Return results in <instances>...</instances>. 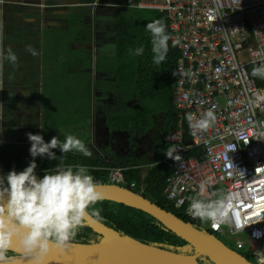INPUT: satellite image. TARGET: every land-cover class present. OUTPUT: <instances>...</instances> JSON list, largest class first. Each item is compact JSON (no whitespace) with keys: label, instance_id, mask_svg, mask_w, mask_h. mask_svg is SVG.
Returning a JSON list of instances; mask_svg holds the SVG:
<instances>
[{"label":"built area","instance_id":"2783aa9c","mask_svg":"<svg viewBox=\"0 0 264 264\" xmlns=\"http://www.w3.org/2000/svg\"><path fill=\"white\" fill-rule=\"evenodd\" d=\"M137 8L167 15L172 43L181 51L173 96L180 121L169 136L179 159L171 158L174 174L164 197L193 217L190 198L214 200L226 190L228 221L210 222L208 229L235 239L238 251L248 247L249 256L264 264V86L249 71L264 63V0H140ZM209 109L215 123L191 128L186 117L195 123ZM195 151L207 158L193 157ZM124 173L109 169L108 184L133 191Z\"/></svg>","mask_w":264,"mask_h":264},{"label":"crops","instance_id":"0c3cea01","mask_svg":"<svg viewBox=\"0 0 264 264\" xmlns=\"http://www.w3.org/2000/svg\"><path fill=\"white\" fill-rule=\"evenodd\" d=\"M139 1L0 0V48L5 56L11 49L17 57L15 63L3 59L0 67V146L31 144L26 135L30 132L42 135L45 142L54 136L64 141L67 135H74L91 152L88 135L94 128V146L100 156L68 153L100 163L112 157L151 159L152 148L159 142L167 118L164 111H158L163 117L156 124L158 117L154 118L160 115L150 112L147 122L161 127L149 150L136 156L138 139L156 128L138 135L136 97L132 92L133 103L124 108L123 98L129 94V88L120 80L125 63L119 59L117 43L118 21L123 15L156 12L139 10ZM29 46L36 55L28 50ZM54 86H60L58 92ZM47 99L53 102L48 110ZM59 101L66 102L67 119L57 126L54 120L64 119L59 116L64 106L55 103ZM87 110L93 114L90 122L82 116ZM128 113L135 117L130 124L125 120ZM125 134L130 146L124 144ZM114 137L122 143L118 151L113 148ZM124 146L129 150H124ZM148 171L146 167L141 173Z\"/></svg>","mask_w":264,"mask_h":264},{"label":"trees","instance_id":"16d2710c","mask_svg":"<svg viewBox=\"0 0 264 264\" xmlns=\"http://www.w3.org/2000/svg\"><path fill=\"white\" fill-rule=\"evenodd\" d=\"M145 13L147 14L136 11L120 18L117 26V43L119 59L122 63H125L123 65L124 73L120 80L124 81L123 84L127 88L132 89V94L136 97V116L139 125L136 132L138 135L141 136L142 133L148 130L149 127H146L145 124L151 115L150 112L163 110L167 118L166 127L157 140L159 142L152 148L153 156L151 159L136 160L112 157L106 163H100L77 154H63L59 149H52L57 157L56 160H50L46 156L35 158L37 163L36 175L42 178L46 170L57 166L62 159L65 166L74 167L77 164L86 166L89 169V174L100 182L101 186H105L108 185V170L115 167L122 168L125 170L126 183L135 185L133 190L135 193L202 231L203 220L188 216L185 208H176L165 199L163 194L166 179L174 174V162L165 153L171 148L169 136L179 125V111L174 104L173 96L178 85V63L181 51L175 48L172 43L169 17L158 12ZM156 19L165 21L167 34L171 37L168 41L169 51L167 57L159 65L153 63L152 34L146 27L147 24ZM141 47L144 49L143 54L135 55V50ZM252 69L253 67H250L249 71L252 72ZM257 84L264 86V80L258 78ZM127 119L130 124L133 119L135 120V117L133 118V115L128 113L125 114V120ZM186 132V142L191 143L192 138L187 128ZM30 147L31 144H19V146L1 144L0 175H7L13 167L19 172L24 170L33 160L29 152ZM192 156L202 161L207 158L204 153L199 151H195ZM146 167L149 171L147 174L142 175L141 172ZM94 207L101 209L103 219L99 221L118 231L121 236H128L146 243V245L163 250L173 249L175 253L183 256L196 254L194 250L191 253L186 251L187 248H190L187 242L139 209L109 201H100ZM208 233L213 234L214 232L209 231ZM100 238V235L85 224L78 230L77 235L71 242L93 243L98 242ZM13 255L15 254L8 252V256ZM241 257L249 261L247 255ZM205 260L208 264H213L209 261L210 259L205 258Z\"/></svg>","mask_w":264,"mask_h":264},{"label":"clouds","instance_id":"9594fccd","mask_svg":"<svg viewBox=\"0 0 264 264\" xmlns=\"http://www.w3.org/2000/svg\"><path fill=\"white\" fill-rule=\"evenodd\" d=\"M146 27L152 34L153 63L159 65L169 51L171 37L167 34V25L163 19H156ZM28 50L36 55L31 46ZM143 52L142 47L137 48L135 55ZM5 58L13 63L17 59L11 49L5 56L0 48V67ZM251 75L264 79V63L253 67ZM186 119L191 128L207 130L215 123L216 115L213 109H209L195 123L191 114ZM26 135L31 143L29 152L33 160L20 172L12 170L6 176L0 175V264H10L13 258L8 256V252L17 241L27 253L43 256L52 248L67 249L86 219H103L101 209L94 207L102 200L101 184L89 174L86 166H65L61 159L57 166L46 170L42 178L35 171L36 157L57 159L52 149L59 148L63 154L76 151L90 156L85 142L74 135H67L64 141L54 136L50 142H45L40 134L29 132ZM173 151L168 149L166 156L174 158ZM190 199L189 212L194 218L211 221L213 225L228 221V196L221 195L207 201Z\"/></svg>","mask_w":264,"mask_h":264},{"label":"water","instance_id":"95a60500","mask_svg":"<svg viewBox=\"0 0 264 264\" xmlns=\"http://www.w3.org/2000/svg\"><path fill=\"white\" fill-rule=\"evenodd\" d=\"M101 201L122 203L153 217L166 229L188 243L186 251L195 255L183 256L171 250L146 245L137 239L121 236L118 231L94 218L85 220L98 235V242H71L67 249L52 248L47 254L27 253L17 241L9 252L15 255L10 264H201V258L213 264H252L227 248L216 234L200 231L171 212H167L143 196L128 189L101 186Z\"/></svg>","mask_w":264,"mask_h":264},{"label":"rangeland","instance_id":"374dc122","mask_svg":"<svg viewBox=\"0 0 264 264\" xmlns=\"http://www.w3.org/2000/svg\"><path fill=\"white\" fill-rule=\"evenodd\" d=\"M131 9V8H130ZM131 11H133V10H130L129 12H131ZM125 13H128V11L126 10V11H124ZM141 13H143V14H147V13H145V12H141ZM55 88H56V92H58L59 91V88H60V86H54ZM128 90V89H127ZM131 89H129V94L127 95V96H125L123 99H125V101H124V108H127V106L129 105V104H131V103H133V101H132V99H131ZM46 93H48V87H47V91H46ZM125 94H126V90H125V92H124ZM49 94V93H48ZM122 102H123V100H122ZM51 103H53V102H51V101H49L48 99L45 101V106H46V110H48L49 108H50V105H51ZM57 105H59V106H64V108H63V111H62V109H60V111H61V113H59V116H63V118L64 119H61L60 117H57L55 120H54V123H55V125H61L63 122H64V120H66L67 119V116H66V114H67V108H66V102L64 101H59V102H55ZM148 103V102H147ZM151 106V105H150ZM128 111H129V109H128ZM161 112H156L155 114L157 115V114H159L160 116H156L155 114L153 115V118L156 120V118L158 119V120H156V124H160V121H162V120H160L163 116L160 114ZM162 113H163V110H162ZM164 114V113H163ZM82 116H83V119H85V118H88V119H90L89 120V122L91 121V119H92V117H93V114H91V112L90 111H88L87 110V112H85V113H83L82 114ZM136 125V124H135ZM145 126L146 127H149V130L151 129V128H156V129H154V130H152V131H149L147 134H145V135H143L140 139H138V143H137V147H136V153H137V155L136 156H141V155H143V154H145V152H147L148 150H149V148L151 147V144L153 143V141L155 140V138H157V136H158V131L160 130V125H155V124H153L152 122H147L146 124H145ZM138 127V124L136 125V127H135V129ZM158 130V131H157ZM89 137H90V140H89V149L91 150V156L93 157V158H96V157H98V156H100L99 154H98V150L95 148V146H94V140H95V138H96V135H95V131H94V128H91V133L88 135ZM126 134L123 136L124 137V144H125V146H130V144L129 143H127V138H126ZM135 140H137V137H135ZM118 141V137L116 138V137H114V139H113V148H114V150L115 151H118L119 149H120V147L122 146V143H120L119 141ZM116 146H118V148H117V150L115 149L116 148ZM123 147V149L124 150H129L128 148H126V147ZM130 149H131V147H130ZM123 153H124V151H123ZM125 155V154H124ZM120 157V156H119ZM4 176H6V175H4ZM226 194V190H224V189H220L218 192H217V194H216V197H215V199H217V198H219L221 195H225ZM214 199V200H215ZM211 221H202V226H201V230L203 231V232H209V229H208V224L210 223ZM203 223L206 225V227L205 226H203ZM216 237L218 238V239H220L223 243H224V245L227 247V248H229V249H231V250H233L234 252H236L237 254H239L240 256H242V255H247L249 258V261H250V263H252V264H257L250 256H249V254H248V250H249V248L248 247H246V249L245 250H243V251H237V249H236V246H235V239H232L231 238V240L230 239H228L227 237H225V236H221V235H219V234H217L216 235ZM240 239H245L246 238V236L243 234V235H239L238 236ZM207 259V258H206ZM202 264H208V262H207V260H205V258H201L200 260H199ZM248 261V260H247Z\"/></svg>","mask_w":264,"mask_h":264}]
</instances>
